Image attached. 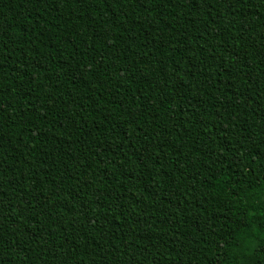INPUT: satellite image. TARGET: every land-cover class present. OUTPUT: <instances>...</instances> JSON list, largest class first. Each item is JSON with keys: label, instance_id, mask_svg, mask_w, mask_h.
I'll list each match as a JSON object with an SVG mask.
<instances>
[{"label": "trees", "instance_id": "obj_1", "mask_svg": "<svg viewBox=\"0 0 264 264\" xmlns=\"http://www.w3.org/2000/svg\"><path fill=\"white\" fill-rule=\"evenodd\" d=\"M0 264H264V0H0Z\"/></svg>", "mask_w": 264, "mask_h": 264}]
</instances>
